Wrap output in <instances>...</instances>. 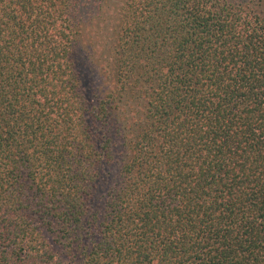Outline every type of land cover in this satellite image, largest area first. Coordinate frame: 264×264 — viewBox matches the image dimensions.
<instances>
[{"label":"trees","instance_id":"obj_1","mask_svg":"<svg viewBox=\"0 0 264 264\" xmlns=\"http://www.w3.org/2000/svg\"><path fill=\"white\" fill-rule=\"evenodd\" d=\"M81 3L0 0V264H264L263 6L121 0L96 92Z\"/></svg>","mask_w":264,"mask_h":264},{"label":"rangeland","instance_id":"obj_2","mask_svg":"<svg viewBox=\"0 0 264 264\" xmlns=\"http://www.w3.org/2000/svg\"><path fill=\"white\" fill-rule=\"evenodd\" d=\"M253 1L259 2L264 9V0ZM120 3L121 0H111L107 14L99 16L95 5L81 3L80 16H82L83 28L77 42L78 64L84 76L85 87L91 91L101 92L107 87L101 66L111 58L113 34L116 30V11ZM121 117L123 118L124 115ZM118 149L121 151V146ZM120 157L118 154L116 158Z\"/></svg>","mask_w":264,"mask_h":264}]
</instances>
